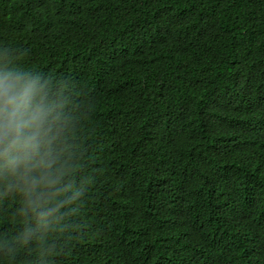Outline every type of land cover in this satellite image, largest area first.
I'll return each instance as SVG.
<instances>
[{"label":"trees","instance_id":"obj_1","mask_svg":"<svg viewBox=\"0 0 264 264\" xmlns=\"http://www.w3.org/2000/svg\"><path fill=\"white\" fill-rule=\"evenodd\" d=\"M0 65L64 101L80 194L0 264H264V0H0Z\"/></svg>","mask_w":264,"mask_h":264},{"label":"clouds","instance_id":"obj_2","mask_svg":"<svg viewBox=\"0 0 264 264\" xmlns=\"http://www.w3.org/2000/svg\"><path fill=\"white\" fill-rule=\"evenodd\" d=\"M67 132L64 101L49 81L0 65V187L20 195L29 217L22 242L61 229L62 210L80 194Z\"/></svg>","mask_w":264,"mask_h":264}]
</instances>
